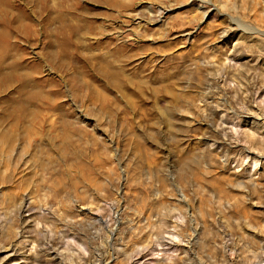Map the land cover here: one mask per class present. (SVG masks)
I'll list each match as a JSON object with an SVG mask.
<instances>
[{
  "label": "rangeland",
  "instance_id": "374dc122",
  "mask_svg": "<svg viewBox=\"0 0 264 264\" xmlns=\"http://www.w3.org/2000/svg\"><path fill=\"white\" fill-rule=\"evenodd\" d=\"M0 264H264V0H0Z\"/></svg>",
  "mask_w": 264,
  "mask_h": 264
},
{
  "label": "bare ground",
  "instance_id": "6f19581e",
  "mask_svg": "<svg viewBox=\"0 0 264 264\" xmlns=\"http://www.w3.org/2000/svg\"><path fill=\"white\" fill-rule=\"evenodd\" d=\"M73 7H74V5H73Z\"/></svg>",
  "mask_w": 264,
  "mask_h": 264
}]
</instances>
